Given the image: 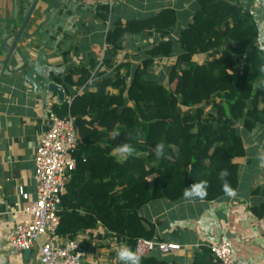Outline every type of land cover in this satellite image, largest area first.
Segmentation results:
<instances>
[{
    "label": "trees",
    "instance_id": "16d2710c",
    "mask_svg": "<svg viewBox=\"0 0 264 264\" xmlns=\"http://www.w3.org/2000/svg\"><path fill=\"white\" fill-rule=\"evenodd\" d=\"M101 6L108 20L109 7ZM177 26L173 8L114 22L101 62L90 54L86 64L54 77L67 95L76 96L52 110L62 118L71 115L80 134L76 168L61 201L60 235L74 237L102 225L135 250L139 238L156 236L154 224L139 213L145 204L179 201L201 181L206 195L191 197L197 202L228 195L225 185L237 190V159L245 155L241 130L264 125L259 27L236 0H197L192 19ZM133 35L153 41L127 53ZM122 144L131 147L130 154L116 151ZM252 212L261 218L264 203ZM107 236L93 237L85 248ZM117 252L110 256L118 260ZM141 264L171 263L148 255ZM190 264L216 263L205 247Z\"/></svg>",
    "mask_w": 264,
    "mask_h": 264
},
{
    "label": "crops",
    "instance_id": "0c3cea01",
    "mask_svg": "<svg viewBox=\"0 0 264 264\" xmlns=\"http://www.w3.org/2000/svg\"><path fill=\"white\" fill-rule=\"evenodd\" d=\"M196 1L116 0L104 21L98 3L0 0V264H41L36 248L13 251L3 234L22 218L18 213L24 201L19 187L31 198L37 194L34 157L39 138L50 127L48 114L53 105L63 102L48 84L63 87L54 77L63 76L68 66L86 64L90 54L101 62L96 51L105 47L114 22L125 24L173 8L178 14V30L192 19ZM236 1L255 19L259 44L264 48V0ZM152 41L130 36L127 53L135 47L142 50ZM241 132L245 155L237 159L239 186L234 195L199 202L186 197L161 199L141 208H148L141 216L154 224V238L183 246L168 255L158 251L151 255L171 264H190L197 251L227 238L236 253V264H264V215L259 218L252 212L264 203V125ZM113 247L107 237L91 245L86 264H121L110 256Z\"/></svg>",
    "mask_w": 264,
    "mask_h": 264
},
{
    "label": "built area",
    "instance_id": "2783aa9c",
    "mask_svg": "<svg viewBox=\"0 0 264 264\" xmlns=\"http://www.w3.org/2000/svg\"><path fill=\"white\" fill-rule=\"evenodd\" d=\"M83 1L107 4L111 11L116 0ZM105 49L104 47V52ZM103 58L104 56L101 61ZM99 66L100 64L94 70L93 77ZM82 91L83 89H79L76 94H81ZM75 96L65 95L63 101L71 104ZM48 119L50 127L40 136L34 157L37 194L35 198H31L23 187H19L21 199L24 201L18 213L22 218L12 230L4 232L3 239L6 246L16 252L36 248L41 264H86L89 250L85 248V242L93 240V237L108 235L107 238L114 246L113 250H119L125 242L119 243L102 225L93 230L78 232L74 237L59 234L62 196L76 168L77 161L73 151L80 141V134L71 115L62 118L51 110ZM182 248L179 243L156 238H139L135 246L141 257L155 251L168 255ZM208 250L216 264H236V253L227 238L212 243Z\"/></svg>",
    "mask_w": 264,
    "mask_h": 264
},
{
    "label": "clouds",
    "instance_id": "9594fccd",
    "mask_svg": "<svg viewBox=\"0 0 264 264\" xmlns=\"http://www.w3.org/2000/svg\"><path fill=\"white\" fill-rule=\"evenodd\" d=\"M116 151L120 153H128L130 154L132 149L129 145L127 144H122L120 145ZM163 151V146L158 145L156 149V154L159 155ZM221 177L223 178L224 176L227 175L226 170H222L220 173ZM206 182L201 181L198 184H193L191 185L188 189L185 190L184 196L186 198H191V197H198V198H204L206 195ZM225 192L228 195H234V192L227 186L225 185ZM117 258L119 261H121V264H141V256L137 250H133L131 247L128 245H122L118 252H117Z\"/></svg>",
    "mask_w": 264,
    "mask_h": 264
},
{
    "label": "water",
    "instance_id": "95a60500",
    "mask_svg": "<svg viewBox=\"0 0 264 264\" xmlns=\"http://www.w3.org/2000/svg\"><path fill=\"white\" fill-rule=\"evenodd\" d=\"M46 83H48V81ZM48 87H49L50 91H54V92L58 93L59 98H60L61 101L64 100L65 90H64L63 87L59 86L58 84H56L54 82L49 83Z\"/></svg>",
    "mask_w": 264,
    "mask_h": 264
},
{
    "label": "rangeland",
    "instance_id": "374dc122",
    "mask_svg": "<svg viewBox=\"0 0 264 264\" xmlns=\"http://www.w3.org/2000/svg\"><path fill=\"white\" fill-rule=\"evenodd\" d=\"M96 54L98 55L99 58H102L104 56V48L100 47L99 51H96ZM161 62V61H160ZM121 155V154H120ZM150 203V202H149ZM148 211V208H144L143 210L139 211V213L145 214Z\"/></svg>",
    "mask_w": 264,
    "mask_h": 264
}]
</instances>
